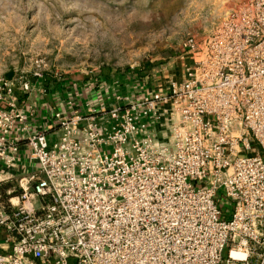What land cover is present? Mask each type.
Returning a JSON list of instances; mask_svg holds the SVG:
<instances>
[{
    "label": "built area",
    "instance_id": "obj_1",
    "mask_svg": "<svg viewBox=\"0 0 264 264\" xmlns=\"http://www.w3.org/2000/svg\"><path fill=\"white\" fill-rule=\"evenodd\" d=\"M184 48L182 80L111 87L41 130L22 106L40 78H0V175L20 141L38 168L0 200V264H264V0Z\"/></svg>",
    "mask_w": 264,
    "mask_h": 264
},
{
    "label": "rangeland",
    "instance_id": "obj_2",
    "mask_svg": "<svg viewBox=\"0 0 264 264\" xmlns=\"http://www.w3.org/2000/svg\"><path fill=\"white\" fill-rule=\"evenodd\" d=\"M242 1L0 0V78L162 89L197 59L186 40L209 38Z\"/></svg>",
    "mask_w": 264,
    "mask_h": 264
},
{
    "label": "crops",
    "instance_id": "obj_3",
    "mask_svg": "<svg viewBox=\"0 0 264 264\" xmlns=\"http://www.w3.org/2000/svg\"><path fill=\"white\" fill-rule=\"evenodd\" d=\"M111 85V83L108 84L106 82L98 91L96 89L87 91L82 88L63 89V87H60L52 88L47 92L45 88H42L45 87V84L40 82L39 90L35 91L34 95L27 102L22 101V106L26 107V109L33 107L36 110L34 115H29L30 128L41 130L48 122L53 120L55 112L70 115L75 110H81L88 100H91L95 104L98 101L99 103L107 101L106 95L110 91ZM117 90L121 92L127 91L119 87ZM58 131L59 129L56 128L54 132L49 133L50 141L56 138ZM16 147L17 152L14 155L16 159L14 167L5 169L4 178L0 175V179H4L0 183V199L1 197L5 198L3 201L15 198V202H17V197L22 193L21 186L32 191L34 186L33 178L38 174L37 165L29 160V149L25 141L18 142ZM2 168H4V165L0 164V169ZM18 189L19 192H17ZM12 244V238L5 231L0 230V254L10 253Z\"/></svg>",
    "mask_w": 264,
    "mask_h": 264
},
{
    "label": "trees",
    "instance_id": "obj_4",
    "mask_svg": "<svg viewBox=\"0 0 264 264\" xmlns=\"http://www.w3.org/2000/svg\"><path fill=\"white\" fill-rule=\"evenodd\" d=\"M8 77H12L11 75H9Z\"/></svg>",
    "mask_w": 264,
    "mask_h": 264
}]
</instances>
